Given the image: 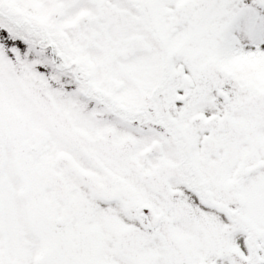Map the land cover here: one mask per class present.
<instances>
[{
    "label": "snow or ice",
    "instance_id": "6c2138e0",
    "mask_svg": "<svg viewBox=\"0 0 264 264\" xmlns=\"http://www.w3.org/2000/svg\"><path fill=\"white\" fill-rule=\"evenodd\" d=\"M0 264H264V0H0Z\"/></svg>",
    "mask_w": 264,
    "mask_h": 264
}]
</instances>
